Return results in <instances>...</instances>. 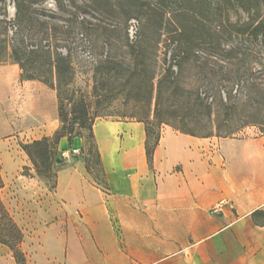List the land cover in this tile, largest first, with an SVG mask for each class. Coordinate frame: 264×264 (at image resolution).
<instances>
[{"label": "crops", "instance_id": "1", "mask_svg": "<svg viewBox=\"0 0 264 264\" xmlns=\"http://www.w3.org/2000/svg\"><path fill=\"white\" fill-rule=\"evenodd\" d=\"M35 4L25 0L21 28L36 27ZM1 60L0 197L22 260L0 244V264H264V133L198 138L164 126L150 164L145 123L98 117L104 182L74 159L50 191L19 176L31 162L18 146L60 131L56 76L54 86L24 79L11 52ZM69 146L61 138L58 154Z\"/></svg>", "mask_w": 264, "mask_h": 264}, {"label": "rangeland", "instance_id": "2", "mask_svg": "<svg viewBox=\"0 0 264 264\" xmlns=\"http://www.w3.org/2000/svg\"><path fill=\"white\" fill-rule=\"evenodd\" d=\"M35 1L38 4L31 8L35 11L36 27L21 28L20 36L40 46L49 44L47 52L51 56L56 53L69 56L72 73L64 80L70 85L65 98L75 91L83 94L88 104L93 105L95 64L105 58V52L108 59L130 60V47L141 46L147 53H152L156 60L153 70L159 76L170 65L172 71H179L175 56L176 60L186 58L182 63L181 81L185 87L197 81L202 96L213 98L215 118L220 124L216 130L219 136L251 137L258 131L264 132V128L255 123L264 124V37L254 38L237 31V27H242L257 15L264 17V0H243V5L221 0H73V3L66 0L63 7L56 0ZM5 2L6 19L14 23V0ZM83 13H86V23L78 19ZM3 18L0 16V62L13 49L6 25L1 21ZM133 18L140 21L136 44H132L129 37V21ZM82 40L87 41L84 43ZM156 43L158 47L154 49ZM28 58L31 60V56ZM35 61L27 63V67L42 68L44 58L37 57ZM79 93L75 95L78 99ZM227 94L233 98L227 114L228 124L224 125L225 113L219 103L226 102ZM105 95L110 100L102 103L100 112L107 109L109 115L134 108L139 111L146 105L144 101L138 105L132 100L125 105L124 96ZM71 105L65 102V112L71 111ZM66 119L69 121L71 117ZM244 124L246 126L241 130L225 136ZM25 145L19 142L18 147L23 150ZM49 148L47 163L36 157L37 167L30 160L31 167L24 168L19 176L41 180L51 191L56 187L59 172L77 159L84 163L97 183L104 182L97 141L93 133L90 136L89 130L75 129L72 143L66 150L71 156L65 163L57 162L58 144L54 140ZM73 150H79L80 154L73 155ZM0 176L3 180L2 171ZM0 194L5 197L4 192L0 191Z\"/></svg>", "mask_w": 264, "mask_h": 264}, {"label": "trees", "instance_id": "3", "mask_svg": "<svg viewBox=\"0 0 264 264\" xmlns=\"http://www.w3.org/2000/svg\"><path fill=\"white\" fill-rule=\"evenodd\" d=\"M56 1L62 7L66 3V0ZM199 1L202 2L204 0ZM221 1L224 3L236 2L239 5H243V0ZM69 2L73 3V0H69ZM14 3L16 8L15 25L17 30L14 36L10 37V24L6 20V2L5 0H0V16L5 17L1 21L6 25L9 43L13 46L12 54L14 61L20 64L24 71V79H42L44 82L54 86L52 80L55 75V87L58 91L59 98L60 119L62 123L60 131L53 139H44L23 146V150L36 167L38 165L36 157L44 163H47L50 155L49 145L52 140L58 144L61 138L68 137L69 143L71 144L76 128L87 129L90 132V136H92L95 120L102 116H118L123 119H133L145 123L147 134L146 150L150 164L152 163L154 151L159 143L163 125L170 126L182 134L198 138L213 136L229 138L221 137L216 132L220 124L219 120L215 118L216 104L213 98L205 95L202 96L201 86L198 85L197 81H194V84L189 87L183 85L181 81V68L186 58L180 57L176 60L177 57L175 56V63L178 65L179 71H172V66L170 65L159 76L153 70L156 67V60L153 59L152 53H147L141 46L138 48H136L137 46L130 47L132 51V59L130 60L108 59L107 52H105V58L95 64L97 69L94 76L93 97L95 103L93 105L88 104L83 94L79 92L73 91L70 97L65 98L66 89L70 85L65 83L64 80L72 73L69 56H64L61 53H56L51 56L47 52L50 49L49 44L40 46L38 43L29 41L27 37L20 36L21 25L18 21V15L25 6V0H14ZM84 15L86 13L81 14L78 18L81 19V23H86V16ZM131 20L140 22L137 18ZM237 29L238 33L243 35L248 34L254 38L264 37V17L257 15L256 18L250 19L242 27H237ZM137 42V40L131 41L132 44H136ZM32 47L35 48L32 49ZM157 47V43L153 45L154 49ZM235 47L242 48L240 46ZM175 48H177V44ZM29 56H31V60L28 58ZM37 57L44 58L42 68L36 66L27 67L26 64L36 62L35 59ZM78 93L80 94L79 99L75 96ZM107 93H113L115 96H124L123 100L125 105L131 100L138 105L144 101L146 105L139 111L136 110L137 108H134L133 110H129V112H119L116 115H109L106 113L107 109L100 112L102 103L107 99L110 100L105 95ZM235 93H238V90H235ZM232 98L231 94H227L226 102L219 103L220 108L225 113V119L222 120L225 123L224 125L228 124L227 114L231 109ZM65 102L72 104L70 112H65ZM68 116L71 117L69 121L66 119ZM255 123L264 128V124L260 122ZM66 124H68V128ZM245 126L246 124L236 130L228 132L225 136H230ZM56 159H61L64 162L63 156L59 155L58 152L56 153ZM1 171L2 166L0 162ZM3 187L4 183L0 176V191ZM21 242V231L11 218L0 197V244L12 249L17 259L21 261L22 258L19 252Z\"/></svg>", "mask_w": 264, "mask_h": 264}, {"label": "built area", "instance_id": "4", "mask_svg": "<svg viewBox=\"0 0 264 264\" xmlns=\"http://www.w3.org/2000/svg\"><path fill=\"white\" fill-rule=\"evenodd\" d=\"M14 7H15V3H14ZM7 20V19H6ZM7 22H9L10 24V27H9V34H10V37H13L16 30H17V27L15 25V22L14 23H11V21L7 20ZM139 27H140V23L137 21V20H131L129 22V37H130V40L131 41H135L137 40V37L139 35ZM84 41V43H86L87 40H82V42ZM35 47H32V49H34ZM72 154L73 155H78L80 154V151L79 150H73L72 151ZM70 154L69 153H65L63 155V158L64 159H69L70 158Z\"/></svg>", "mask_w": 264, "mask_h": 264}, {"label": "water", "instance_id": "5", "mask_svg": "<svg viewBox=\"0 0 264 264\" xmlns=\"http://www.w3.org/2000/svg\"><path fill=\"white\" fill-rule=\"evenodd\" d=\"M57 162L60 163V162H62V160L61 159H57Z\"/></svg>", "mask_w": 264, "mask_h": 264}]
</instances>
